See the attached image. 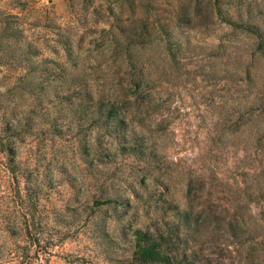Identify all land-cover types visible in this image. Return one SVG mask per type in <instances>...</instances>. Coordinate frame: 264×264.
Masks as SVG:
<instances>
[{"label": "rangeland", "instance_id": "rangeland-1", "mask_svg": "<svg viewBox=\"0 0 264 264\" xmlns=\"http://www.w3.org/2000/svg\"><path fill=\"white\" fill-rule=\"evenodd\" d=\"M215 5L0 0V264H132L138 228L184 264H264V0H218L230 24ZM175 206L244 239L176 234Z\"/></svg>", "mask_w": 264, "mask_h": 264}, {"label": "trees", "instance_id": "trees-1", "mask_svg": "<svg viewBox=\"0 0 264 264\" xmlns=\"http://www.w3.org/2000/svg\"><path fill=\"white\" fill-rule=\"evenodd\" d=\"M218 0H214L215 13L219 17L220 21L229 23L221 10L217 6ZM258 39H261L260 34L256 31L253 32ZM257 33V34H256ZM261 44V43H260ZM129 101V100H128ZM99 113L97 117L95 116V123L101 128L103 123H106L105 131L110 130L115 131L123 126H125V121L118 118L116 113L117 104L116 102H103V100H97ZM105 103V104H104ZM126 102H122V104ZM18 128L17 122L11 120H6L3 122L2 129L5 135L0 137V147L6 148L8 140L15 135L16 129ZM103 128V129H104ZM7 140L6 142H4ZM132 143V144H131ZM131 146L126 148L125 153L128 155L136 156L144 155L141 145L134 139L130 142ZM6 151V150H5ZM11 171L15 168H10ZM173 211V210H172ZM227 209H215L209 210L204 208H194V213L191 210L185 209L180 210L178 206H175L173 211V219L176 221V234L182 232H188L194 226V239L196 233L199 234L202 229L211 228L214 231L221 232L227 235V237L232 240L239 242L244 239V233L242 228L245 227L243 218L229 219L227 217ZM167 230L165 228H157L154 232L143 231L141 229H135L132 232L131 243V262L132 264H184V262L179 258L180 256L169 252L167 248L169 234L167 235ZM195 242V240H194ZM195 264V263H194Z\"/></svg>", "mask_w": 264, "mask_h": 264}]
</instances>
